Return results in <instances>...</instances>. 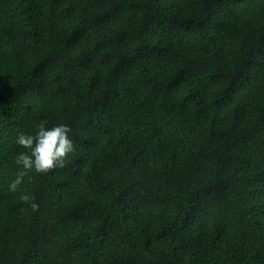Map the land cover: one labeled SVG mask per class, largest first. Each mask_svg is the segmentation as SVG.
Here are the masks:
<instances>
[{"label":"trees","instance_id":"16d2710c","mask_svg":"<svg viewBox=\"0 0 264 264\" xmlns=\"http://www.w3.org/2000/svg\"><path fill=\"white\" fill-rule=\"evenodd\" d=\"M0 264H264V0H0Z\"/></svg>","mask_w":264,"mask_h":264},{"label":"clouds","instance_id":"9594fccd","mask_svg":"<svg viewBox=\"0 0 264 264\" xmlns=\"http://www.w3.org/2000/svg\"><path fill=\"white\" fill-rule=\"evenodd\" d=\"M47 123L46 120H41L35 135L26 133L17 135L15 142L24 151L19 152L14 158L19 171L8 185L9 192L19 191L24 178L32 171L36 174L47 175L57 168L63 169L70 162L68 157L75 149L74 142L69 135L71 128L64 124L48 128ZM19 200L28 205L32 212L39 211V204L34 194L21 192ZM25 211V208L20 209L21 213Z\"/></svg>","mask_w":264,"mask_h":264}]
</instances>
